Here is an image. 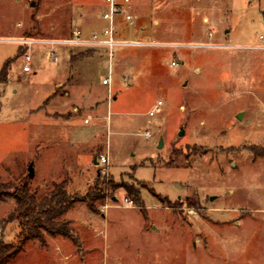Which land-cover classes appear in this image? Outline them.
<instances>
[{
    "label": "rangeland",
    "instance_id": "374dc122",
    "mask_svg": "<svg viewBox=\"0 0 264 264\" xmlns=\"http://www.w3.org/2000/svg\"><path fill=\"white\" fill-rule=\"evenodd\" d=\"M31 2L0 0V71L9 61L0 180L26 179L32 163L27 184L38 197L66 182L75 201L63 214L70 235L20 242L21 227L8 219L15 201L1 197L3 239L20 245L5 264H264V0H131L134 23L117 16L115 37L152 44H116L111 57L106 46L56 45L50 61L37 43L23 73L24 46L7 39L25 30L63 38L106 8ZM79 48L90 56L74 63ZM66 77L99 101L93 116L83 107L77 121L38 110ZM98 170L114 184L104 195ZM124 184L140 191L141 205ZM89 194L92 209L82 199Z\"/></svg>",
    "mask_w": 264,
    "mask_h": 264
},
{
    "label": "trees",
    "instance_id": "16d2710c",
    "mask_svg": "<svg viewBox=\"0 0 264 264\" xmlns=\"http://www.w3.org/2000/svg\"><path fill=\"white\" fill-rule=\"evenodd\" d=\"M34 27H37L34 24ZM40 31V30H39ZM37 30V32L39 33ZM70 32L67 33V36ZM22 35L35 37L31 32L25 30ZM65 36V37H67ZM85 51L78 52L72 56V59L82 58L87 56ZM9 61H5L0 71V80L5 81L7 78V69ZM57 91V90H56ZM56 91L53 94H56ZM52 96V94L50 95ZM49 96V97H50ZM48 99V98H47ZM97 159V157H95ZM101 172L98 170L97 178H100ZM101 194L104 195L111 189L114 184L112 178H107L101 175ZM29 176L26 179L14 183L11 181L0 180V198L12 197L15 201L13 210L9 213V220H16L21 227L18 233V240L22 242L26 239L41 240L44 233L50 235L61 234L64 236L70 235V227L68 221L63 217L64 212L71 208L74 204L75 198L67 191L66 182L54 184L53 189L49 194L37 196L34 191L28 186ZM126 193L130 196L132 204L141 205L142 199L140 191L127 184L123 185ZM91 194L82 197L87 201L88 206L92 209L94 207L90 200ZM18 242L4 241L3 235L0 238V264H5L19 248Z\"/></svg>",
    "mask_w": 264,
    "mask_h": 264
},
{
    "label": "built area",
    "instance_id": "2783aa9c",
    "mask_svg": "<svg viewBox=\"0 0 264 264\" xmlns=\"http://www.w3.org/2000/svg\"><path fill=\"white\" fill-rule=\"evenodd\" d=\"M106 8H104L101 13L100 17L103 19L107 24L102 27L101 29L92 30L90 35H85L83 30L78 27L74 26L71 31L70 35L63 38H43V37H29V36H19L15 38H10L7 40L14 41L19 43L20 45L24 46V62L22 64L21 70L23 72H29L32 70L31 61L32 55L30 52L31 46L37 43L47 45L46 49V57L50 61H57L58 60V53L55 49L56 45H67V46H87V47H94V46H106L108 47L109 57L113 54V46L116 44H152L153 42L149 41H138V40H124L115 37L117 30L114 27V20L117 16L124 18L129 23H134V15L130 12V1L131 0H103ZM20 25V23H18ZM210 34V32H209ZM259 38L263 41L262 47H264V35L260 34ZM2 40V39H0ZM171 64H176L175 61H171ZM110 77L103 78L102 82L105 84H109ZM162 100L158 99L151 109L148 111L149 115H154L161 109ZM146 135L149 136L150 133L147 131ZM99 161L101 163H107V157L104 155L100 156ZM104 172V171H103ZM3 235V228L0 224V238Z\"/></svg>",
    "mask_w": 264,
    "mask_h": 264
},
{
    "label": "crops",
    "instance_id": "0c3cea01",
    "mask_svg": "<svg viewBox=\"0 0 264 264\" xmlns=\"http://www.w3.org/2000/svg\"><path fill=\"white\" fill-rule=\"evenodd\" d=\"M79 9L82 10L80 7H79ZM100 13L95 12V13L91 14L90 16L88 15L86 17L87 21L83 22L82 26H79L80 24L75 25V26L80 27L83 30L85 35H88L89 31H92L95 29H97V30L101 29L107 23L103 19H101ZM83 19H85V18H83ZM85 47H86L85 49H95L96 50V48H98L100 46H94V47L85 46ZM81 49H83V48H79V50L77 52H81L80 51ZM73 55L74 54H72L70 58H72ZM86 57H88V56H86ZM84 58H85V56H84ZM71 60L74 63L81 61L80 58L71 59ZM66 78H67V81L65 83L64 91L57 92L53 97H51L49 100L46 101L45 99L49 96L48 95L43 100L42 104L39 107H37L38 110L39 109L43 110L45 115H47L48 117H51V118H56V119L65 118L66 120H71V118H76V121H77L78 115L80 116V115H82V113L81 114H75L74 111H77L78 108L83 107L84 110H86L85 111L86 114L85 113H84L85 115L83 114L84 116H87V115L93 116L94 113H92V110L95 107H97V105L99 104V101H97L96 98L92 96L91 90L88 87H86L85 85L79 84V82H78V80H80L79 78H78V80H76L75 77H73V78L66 77ZM63 85H64V81L59 79L54 84V87L52 90L53 93L55 92L56 88H59ZM108 93H109V90H108ZM63 109L66 112H69V111H73V112H71V113L69 112L70 115L68 117H63V115L60 114V113H62V114L64 113V112H62ZM93 161H94V159H93ZM94 163L97 164L98 160L96 159V162L94 161Z\"/></svg>",
    "mask_w": 264,
    "mask_h": 264
},
{
    "label": "water",
    "instance_id": "95a60500",
    "mask_svg": "<svg viewBox=\"0 0 264 264\" xmlns=\"http://www.w3.org/2000/svg\"><path fill=\"white\" fill-rule=\"evenodd\" d=\"M33 1L34 0H32V2H31V4H33ZM180 135H182L183 134V130L181 129V131H180V133H179ZM162 142V140H160V143ZM94 161L96 162V158H94ZM28 176L30 177V178H32L33 176H34V170H33V166H32V163H30L29 164V166H28ZM115 197H113V199H114Z\"/></svg>",
    "mask_w": 264,
    "mask_h": 264
}]
</instances>
